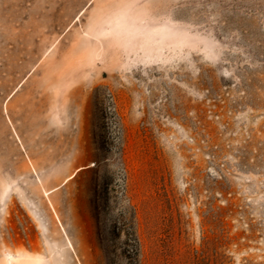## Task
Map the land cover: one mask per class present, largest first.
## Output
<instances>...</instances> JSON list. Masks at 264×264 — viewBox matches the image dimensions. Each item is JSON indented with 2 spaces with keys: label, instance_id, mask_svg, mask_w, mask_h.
I'll return each instance as SVG.
<instances>
[{
  "label": "rangeland",
  "instance_id": "374dc122",
  "mask_svg": "<svg viewBox=\"0 0 264 264\" xmlns=\"http://www.w3.org/2000/svg\"><path fill=\"white\" fill-rule=\"evenodd\" d=\"M10 256L264 264V0H0Z\"/></svg>",
  "mask_w": 264,
  "mask_h": 264
},
{
  "label": "bare ground",
  "instance_id": "6f19581e",
  "mask_svg": "<svg viewBox=\"0 0 264 264\" xmlns=\"http://www.w3.org/2000/svg\"><path fill=\"white\" fill-rule=\"evenodd\" d=\"M89 166H93V164L90 163ZM73 176H74V174H72L71 176H69L68 178H66V179L64 180V183H65L66 181H68L69 179H71ZM36 179L39 180V179L37 178V176H36ZM54 190H55V189H52V190H49V191H44V195L47 196L48 194H50V193L53 192ZM62 230H63V229H62ZM66 241H67L68 245L71 247V243H70V241L68 240L67 237H66ZM12 261H13V257L10 256V257L7 259V262H8V264H12Z\"/></svg>",
  "mask_w": 264,
  "mask_h": 264
}]
</instances>
